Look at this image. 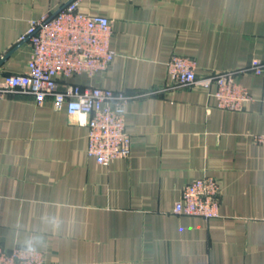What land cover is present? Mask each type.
<instances>
[{
  "label": "crops",
  "instance_id": "obj_1",
  "mask_svg": "<svg viewBox=\"0 0 264 264\" xmlns=\"http://www.w3.org/2000/svg\"><path fill=\"white\" fill-rule=\"evenodd\" d=\"M70 0H0V80L27 69L29 22ZM111 21L105 73L66 81L122 91L130 155L87 154L85 126L50 99H0V245L35 241L46 264H264V72L238 73L252 99L221 109L214 86L171 88L166 63L196 74L264 62V0H80ZM215 177L218 215L172 212L182 187Z\"/></svg>",
  "mask_w": 264,
  "mask_h": 264
},
{
  "label": "built area",
  "instance_id": "obj_2",
  "mask_svg": "<svg viewBox=\"0 0 264 264\" xmlns=\"http://www.w3.org/2000/svg\"><path fill=\"white\" fill-rule=\"evenodd\" d=\"M79 5L80 0H70L53 13L29 22L26 33L20 38L27 41L31 49L27 69L23 73L7 74L0 80V99L14 93L30 95L38 105L50 99L55 109H65L74 123L87 127L88 156L98 164L109 165L116 158L130 155L125 107L132 96L66 81L77 75L94 77L105 73L115 55L110 48L111 21L102 15L83 13ZM166 66L171 88L214 86L217 106L231 111L243 110L252 99L236 75L264 72V62L254 60L239 71H213L199 77L195 60L177 54L169 58ZM253 139L264 146V131L254 134ZM220 195V184L215 177L196 178L182 187L172 212L210 219L218 215ZM0 264H46V261L42 251L28 253L27 247L6 249L0 245Z\"/></svg>",
  "mask_w": 264,
  "mask_h": 264
},
{
  "label": "clouds",
  "instance_id": "obj_3",
  "mask_svg": "<svg viewBox=\"0 0 264 264\" xmlns=\"http://www.w3.org/2000/svg\"><path fill=\"white\" fill-rule=\"evenodd\" d=\"M39 238H37L35 241L33 240H29L27 241V252L28 253H35L36 252V248L34 246V243H39Z\"/></svg>",
  "mask_w": 264,
  "mask_h": 264
},
{
  "label": "rangeland",
  "instance_id": "obj_4",
  "mask_svg": "<svg viewBox=\"0 0 264 264\" xmlns=\"http://www.w3.org/2000/svg\"><path fill=\"white\" fill-rule=\"evenodd\" d=\"M213 72V71H212Z\"/></svg>",
  "mask_w": 264,
  "mask_h": 264
}]
</instances>
